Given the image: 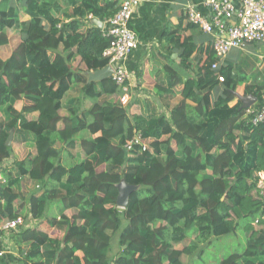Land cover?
<instances>
[{
  "label": "trees",
  "instance_id": "16d2710c",
  "mask_svg": "<svg viewBox=\"0 0 264 264\" xmlns=\"http://www.w3.org/2000/svg\"><path fill=\"white\" fill-rule=\"evenodd\" d=\"M17 2L27 23L19 22V8L0 0V47L7 30L21 36L9 58H0V113L6 116L0 164L12 155L10 133L30 142L35 154L15 161L14 177L6 176L0 217L20 218L13 189L22 177L43 190L27 200L31 220L44 217L47 202L61 208L59 220L10 232L20 263L184 264L183 257L202 256L203 247L225 237L237 241L240 234L242 251L217 264H264V199L256 190L257 174L264 172V121L250 123L246 113L255 106L241 109L234 95L243 86V96L262 107L264 86L249 84L232 65L212 70L219 61L211 44L205 59L193 63L202 49L178 26L162 38L169 53L178 51L182 71L163 66L150 92L165 112H150L137 96L124 106L111 78L87 81L88 73L107 66L102 53L110 42L87 16L107 21L117 2L78 0L71 15H61L66 4L55 0ZM85 100L91 101L87 109ZM18 101L24 102L20 111ZM84 131L87 137L77 140ZM136 137L142 144L126 150ZM120 181L138 187L124 209L116 205ZM56 233L60 237H51ZM115 236L119 251L110 260Z\"/></svg>",
  "mask_w": 264,
  "mask_h": 264
},
{
  "label": "crops",
  "instance_id": "0c3cea01",
  "mask_svg": "<svg viewBox=\"0 0 264 264\" xmlns=\"http://www.w3.org/2000/svg\"><path fill=\"white\" fill-rule=\"evenodd\" d=\"M56 2H63L64 9L61 11V15L72 14L73 9L76 8L78 0H55ZM112 2H117L118 7L122 0H111ZM205 0H140L139 7L134 12L130 22V29L136 35L139 40L138 48L133 51L128 57L125 66L129 72L130 80L127 83L128 92L127 96H137L141 101V98L149 99L144 94L140 96L139 90H146L153 92L154 83L160 80L163 76V66L172 65L178 71H182V68L178 66L179 57L178 51L169 53L164 47L165 43L162 38L166 30L170 28L182 27L181 33L183 36H190L196 46L202 49V54L195 58L192 57V62L196 63V60L202 58L205 59V50L212 42L211 36H208L198 29H188L184 30L186 26L190 23L186 19V12L189 8H194L196 11L200 12L203 17L209 19L211 14L209 10L204 5ZM73 3H76L74 5ZM9 4L19 8L18 20L20 23H27L29 21V16L27 13L21 9V3L17 0H9ZM99 3V6H102ZM89 23L93 24V21H99L93 18L91 15L87 16ZM90 20H92L90 22ZM224 22L231 23L232 21L223 20ZM101 22V21H99ZM102 28L100 30L104 33V28L106 21L101 22ZM7 43L0 47V58L6 60L9 58L10 54L14 48L20 43L21 36L16 30H7L5 32ZM264 47L263 44H245L241 49L231 50L223 60V66L232 65L233 71L236 74L244 73L249 81V84L263 87L264 83ZM169 58V59H168ZM78 61V59H77ZM72 64L73 67H77L78 62ZM170 61H174L172 64ZM186 73V72H185ZM184 73V76H185ZM243 86H239L236 89L238 95L243 96ZM145 96V97H144ZM89 103V106L86 104ZM257 101L252 105L255 106V111L260 109L261 106L256 105ZM24 102L18 101L14 105V109L20 111ZM142 105L144 103H141ZM149 104V103H148ZM155 105L158 106L160 102L155 100ZM91 106V101H84L83 108L87 109ZM5 115L0 113V122L5 119ZM15 137V138H13ZM87 133L81 132L76 136L77 140L86 138ZM22 137L19 135H13L11 137L10 146L12 147V155L10 158L4 160L0 164L1 174L5 179L10 173L13 177L15 174V169L13 168L14 162L22 161L27 158V156H33L35 154L34 148L30 142L23 143ZM63 157H65L63 155ZM19 184L13 189V191L18 195V201L14 202L13 210L17 211L20 218L23 221L24 228H33L39 222L44 220H59L61 208L57 202H47L44 217L41 220H31L29 216V206L27 205V200L31 195L39 197L43 194V190L39 185L33 184L27 177H22L19 179ZM2 217H0V222ZM264 221V218H263ZM253 224V229H254ZM44 229V226H43ZM11 234H1V251L0 264H21L19 261V251L17 246L10 239ZM51 237H60V233H56Z\"/></svg>",
  "mask_w": 264,
  "mask_h": 264
},
{
  "label": "built area",
  "instance_id": "2783aa9c",
  "mask_svg": "<svg viewBox=\"0 0 264 264\" xmlns=\"http://www.w3.org/2000/svg\"><path fill=\"white\" fill-rule=\"evenodd\" d=\"M139 4L140 0H122L119 10L104 23V35L110 42L102 56L108 59L107 66L111 69L110 78L120 88V103L124 106L126 104L123 97L127 95V83L130 78L125 63L139 45L138 38L130 29V22ZM204 5L211 14L209 19L203 17L194 8L187 10L186 19L200 32L211 36L210 46L219 61L211 67L212 70H216L220 64L223 65L224 58L231 50L241 49L245 44L264 43V0H205ZM224 19L232 22H224ZM218 80L223 81L221 77ZM246 114L251 116L250 123L253 125L262 122L264 105L255 112L247 111ZM133 144H142L140 138L136 137L133 142H129L126 150L129 151ZM257 179V196L264 199V172L258 173ZM4 183L5 178L0 170V197ZM20 226H23L21 218L9 222L1 221L0 244L1 234L10 233Z\"/></svg>",
  "mask_w": 264,
  "mask_h": 264
},
{
  "label": "rangeland",
  "instance_id": "374dc122",
  "mask_svg": "<svg viewBox=\"0 0 264 264\" xmlns=\"http://www.w3.org/2000/svg\"><path fill=\"white\" fill-rule=\"evenodd\" d=\"M262 78H264V77H262ZM261 83H264V82H261ZM139 93H140L139 94L140 96H143L145 94L146 97H148V100L151 98L153 99V101L150 100V101L144 102L147 105V107H149L150 112H151V110L157 111V113H164L165 112L164 106L161 103L158 104V106L154 104L155 100H158L156 95L152 96L153 93L150 94V92L149 91L146 92V90H143V91L139 90ZM120 99H121V96H119V102H120ZM141 99L147 100L144 98H141ZM129 100H130V96L126 95L125 97H123V101L126 105L128 104ZM173 100H169V103L173 104ZM86 105L89 106V103H87ZM63 115H65V114H63ZM74 153L75 152L73 151L72 154H74ZM260 228H261L260 225H257V224L254 225L255 231L259 230ZM116 237L117 236H115L113 238V242L111 241L112 248L106 253V255L108 256V258L110 260L119 251ZM235 238L238 242L234 241L233 237H231L229 239L227 237H225V238L220 239L219 241H214L211 244L210 248L209 247L208 248L203 247L205 249V251H203L204 254L202 256L195 254L192 257H183L182 262L184 264H217V262L219 261L220 258H223L230 253H240L242 251L244 240H245L244 236H241L240 234H238V237H235Z\"/></svg>",
  "mask_w": 264,
  "mask_h": 264
},
{
  "label": "water",
  "instance_id": "95a60500",
  "mask_svg": "<svg viewBox=\"0 0 264 264\" xmlns=\"http://www.w3.org/2000/svg\"><path fill=\"white\" fill-rule=\"evenodd\" d=\"M93 24L99 29L102 28V23L99 21L94 20ZM262 51H264V47ZM110 76H111V69L110 67L106 66L105 68L100 69L96 72L88 73L87 81L88 82H100V81L110 78ZM234 95L237 98V100L241 102L242 104L241 109H244V110L251 108L252 105L257 101L252 96L244 97V96L238 95L237 93H234ZM11 137H12V133H10V135L8 136V139L6 142L7 146H10ZM137 188H138L137 186H129L125 184L124 181H120V183L117 185L118 196L116 200V205L119 209H124L127 206L129 195L131 194V192L137 190Z\"/></svg>",
  "mask_w": 264,
  "mask_h": 264
}]
</instances>
